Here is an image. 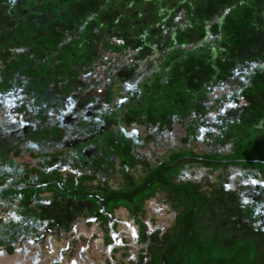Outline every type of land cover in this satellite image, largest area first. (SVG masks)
<instances>
[{
    "label": "rangeland",
    "instance_id": "rangeland-1",
    "mask_svg": "<svg viewBox=\"0 0 264 264\" xmlns=\"http://www.w3.org/2000/svg\"><path fill=\"white\" fill-rule=\"evenodd\" d=\"M12 1L24 7L27 0ZM227 1L164 0L143 5L138 0H120L121 3H113L115 6L109 14L91 24L84 48L63 45L62 37L64 32L74 29L75 19H82L95 0H34L29 4L32 14L27 15L34 25L29 27H23L21 23L11 26L9 21L13 19L14 11L9 10V2L1 3L0 41L3 36L13 38L16 34L27 46L21 47L19 51L22 53L0 69V112L9 120L0 131V151H34V157L22 155L18 159L17 163L21 162L24 169L23 163L36 165L41 161L49 169L57 167L61 170L58 175L63 178H68L69 172L76 175L94 173L98 178L109 177L110 183L117 184L120 181L132 184L140 173L161 157L183 146L181 138L188 125L192 130L186 145L199 153L235 150L251 155L264 154V84L259 80L257 87L253 86L248 92L244 85L247 67L244 69L239 65L227 72L228 63L222 64L224 56L237 54L238 59L258 56L256 70L252 73L264 72L263 19V22L259 21V27L254 26L249 20L250 10H247L241 13L246 17L245 22L239 20L236 26L235 22L230 25L231 46L226 47L224 56L213 60L221 74L216 73L215 68H209V64L201 67L200 60L180 56L177 47L170 51V58L165 59L163 55L167 38L170 42L172 39L182 42L202 36L201 29L193 26V21L190 24L185 20L184 8L192 15L197 13L196 19L202 21L206 18L204 14L212 15L213 9ZM190 2L195 5L189 7ZM128 5L130 9L117 19V9ZM174 12L179 14L169 16ZM164 19H170L174 25L162 26ZM156 22L151 27V36H146L145 27ZM28 30L33 32L32 36L28 35ZM174 32L176 37L172 38ZM150 38L155 40L148 42ZM146 41L148 43L144 45ZM58 44L63 46L60 48ZM140 45L142 47L138 49ZM50 50L53 54L46 56ZM149 55L163 64L160 67L171 68H166L168 70L155 82L147 84L148 80L141 78L140 71L151 66L146 59ZM76 57H81L80 60L88 65L75 64ZM121 57L126 62L123 67L115 64ZM109 64H115V70L125 80L118 86L128 87L126 95L131 101L123 105L117 104L125 96L124 91L109 98L107 91L111 80L96 73ZM183 73L189 74L184 80ZM4 83L7 90L3 89ZM135 83H140V96L132 94L136 92L131 90ZM160 85L163 90H159ZM239 87H244L240 95L236 92ZM75 90L80 91L75 95ZM22 94L30 96L28 104L19 98ZM122 109L125 110L120 116ZM112 125L115 127L111 129ZM51 127L56 135L52 137L48 133L45 136L43 132ZM64 148L62 155L56 154L57 149ZM22 175L30 177L31 173L22 171ZM202 175L204 171L199 170L195 178ZM217 175V172L213 173V179ZM257 181L250 176L243 179L238 174L232 177L234 184L250 183L249 198L259 206L264 203L254 192L261 189L264 182ZM93 183L97 184V181ZM8 201L11 199L5 200L4 204ZM17 203L15 200L9 208L0 210V264H106L112 254V246L105 244L106 235L112 237L117 246L122 245V238L127 240L126 260L134 258L139 249L136 241L138 227L123 208L115 213L116 228L112 229L110 222L107 232L90 218L76 221L69 232L42 234L40 240L23 236L24 241L14 242L8 229L1 228V222L10 216L19 217ZM50 205L51 208L47 209L54 216L69 219L71 208L78 213L79 205L83 204L72 201L60 206L54 202ZM145 207L149 229L172 222L173 214L166 206L151 200ZM255 216L264 225V213L260 215L258 211ZM6 245H13L14 251L9 253ZM124 252L126 250L120 248L116 256L122 257Z\"/></svg>",
    "mask_w": 264,
    "mask_h": 264
},
{
    "label": "trees",
    "instance_id": "trees-1",
    "mask_svg": "<svg viewBox=\"0 0 264 264\" xmlns=\"http://www.w3.org/2000/svg\"><path fill=\"white\" fill-rule=\"evenodd\" d=\"M138 1L144 5L162 3L164 0ZM189 1L186 0V2ZM3 2L4 4L9 2L11 8L9 10L14 11L13 19L9 21L11 26L15 27L19 23L23 27L34 25L29 20L30 18H27L28 14H32V6L29 4L33 3L34 0H27L24 7H21L20 4H13L12 0H0V8H2L1 3ZM117 2L120 0H95L91 5L92 7L88 8L83 15L84 17H81L82 19H75L74 29L64 32L62 44L72 48L80 45L84 48L87 33L91 31V24L109 14ZM193 4L190 2L189 7ZM129 5L126 8L122 6V9H117V19L120 18V15L123 16L121 13L130 9ZM213 10L212 15L204 14L206 18L201 21V19H196L197 13L194 12L192 15L189 10L184 8L185 20L190 24L193 21V26L201 29L202 36L200 38L195 37L191 41L176 42L175 40L176 43L174 39L172 42L168 38L165 39L164 58H170V51L177 47L180 49V56L200 60L201 67L209 64V68H215L216 73L221 74L222 71L216 67L213 60L218 56H224L226 47L231 46L229 39L230 37L233 38V34L230 33V25L235 22L234 25L236 26L239 20L245 22L246 17L242 16L241 13L247 10H250L251 19L249 16L247 18L252 21L254 26L259 27V21L261 22L262 19L264 21V0H228ZM175 12L169 16L179 14ZM169 20L164 19L161 23L162 26L164 24L166 26L174 25ZM155 24L157 22L145 27L146 36H151V27ZM27 33L30 36L33 34L29 30ZM20 37L16 34L13 38L11 36L2 37L3 40L0 41V69L8 66L16 59L18 53H22L19 50L26 44L21 43ZM174 37H176L175 32L172 38ZM234 37L237 38L235 35ZM151 40H155V38H150L148 42ZM148 42H144V45ZM62 44L57 46L61 48ZM141 47L140 45L138 49ZM129 52H133V50H129ZM51 53L53 54V51L50 50L45 54L48 56ZM257 57L238 59L237 54L223 57V66L226 62L229 65H226L228 67L226 68L227 72L233 71V68H237L239 65L244 69L247 67V72L244 71V79H246L244 85L248 92L253 90V86L257 87L256 84L260 82L264 84V72L259 71L258 75L252 73L256 70L254 67ZM80 58L74 59L75 64L83 67L86 62ZM146 59L147 61L149 59L148 62L151 63V66L146 70H141L140 76L143 80H148L146 81L147 84L155 82L158 76L168 70L166 68H171L160 67L163 64L156 61L153 55L147 56ZM115 64L119 67L125 66L124 57H121ZM115 64H109L107 68L106 66L101 67L96 73L111 80V85L107 91L109 98L117 95L120 91H124L125 96H122L121 102L117 104L123 105V103L131 100L129 99L130 96L126 95L128 87L118 86L120 82L125 80L115 70ZM187 75L189 74L183 73L182 79H186L185 76ZM1 81L2 78L0 77ZM4 85L3 89L7 90L5 83ZM159 88V90H163L161 85ZM81 89L83 90V88ZM243 89L244 87H239L236 92H239L240 95V91ZM131 90L132 92L136 91L132 93L133 95L140 96L142 94L140 83L133 84ZM79 91L75 90L74 94H78ZM19 98L25 104L31 101L30 96L26 94L19 95ZM124 110L119 112L120 116ZM8 121L1 111L0 131L4 129L5 125H8ZM113 127L115 126L112 125L111 129ZM191 130L192 126L188 125L185 136L181 138L183 146L178 147L168 156L161 157L156 164L140 173L132 184L121 183V181L120 185L115 182L110 183L109 177L98 178V175L94 173L76 175L69 172L70 176L63 178L58 175L61 170L57 167H50L49 169L41 161H38L36 165L23 163L25 164L24 167L26 166L24 169L20 161L17 163L18 159H21L22 155L34 157L36 155L34 151L10 149L8 152H2L1 150L0 210L9 208L15 200L18 202L17 208L19 210L17 213L19 217L11 218L10 216V218H5V221L2 219L1 228L6 227V231L8 229V233L11 234L14 242L24 241L25 238L40 240L42 234L47 235L52 232H69L74 228L76 221L89 220L90 218L94 222H98L107 232L110 222L111 228H116L115 213L123 208L138 227L136 241L139 244V249L134 258L129 257L126 260L127 251H129L127 240L122 238V245L117 246L114 245L113 238L106 235L105 244L112 246V254L106 264H264V225L255 216L258 211L260 215L264 213V184L261 185V189L254 192L260 198V202H263V205L260 204L261 207L249 198L251 194L250 183L239 182L234 184L232 182V177L237 174L243 179L250 176L255 181L264 182V154L251 155L235 150L227 153L217 150L199 153L186 145L190 141ZM43 133L45 136L48 133L52 137L56 135L54 127ZM64 151L65 148L57 149L56 154L62 155ZM15 165L19 168H16ZM199 170L204 171V175L195 178ZM22 171L30 172L31 176H23ZM215 172L218 175L217 178L213 179L212 174ZM94 181H97V184H94ZM8 198L12 202L8 201L4 204ZM246 198L253 203H249ZM151 200L167 207L173 214L171 223L149 229V224L145 220L147 217L145 206ZM72 201L83 205H79L78 213H74V209L71 208L72 213L69 219L54 216L47 209L51 208V202L60 206V204ZM13 210L16 213L15 208ZM87 224L90 225L91 222L88 221ZM120 248L126 252L122 257H117ZM6 250L12 253L14 251L13 245H6Z\"/></svg>",
    "mask_w": 264,
    "mask_h": 264
}]
</instances>
